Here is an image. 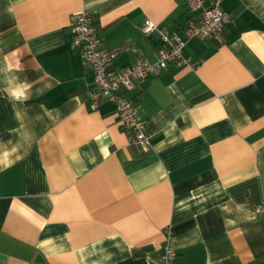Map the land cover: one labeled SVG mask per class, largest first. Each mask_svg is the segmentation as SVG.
Here are the masks:
<instances>
[{
  "label": "crops",
  "instance_id": "1",
  "mask_svg": "<svg viewBox=\"0 0 264 264\" xmlns=\"http://www.w3.org/2000/svg\"><path fill=\"white\" fill-rule=\"evenodd\" d=\"M189 1L0 0V264H162L167 237L174 264H264V0ZM215 5L229 23L185 44L193 67L122 94L147 149L90 109L76 13L119 72Z\"/></svg>",
  "mask_w": 264,
  "mask_h": 264
},
{
  "label": "built area",
  "instance_id": "2",
  "mask_svg": "<svg viewBox=\"0 0 264 264\" xmlns=\"http://www.w3.org/2000/svg\"><path fill=\"white\" fill-rule=\"evenodd\" d=\"M200 6L201 0H191L187 8L195 10ZM97 14L94 8L81 10L73 16L70 28L73 44L82 49L83 62L94 74V89L88 94L90 109L97 110L103 101L111 103L121 130L131 135L135 144L147 149L149 136L140 120L138 108L122 94L132 91L136 82L156 77L171 65L193 67L192 61L182 57L185 44L194 39L220 38L229 23V16L215 5L204 9L198 21L182 34L162 28L158 31L161 46L156 51L154 62L138 60L115 72L111 66L117 53L102 50V39L94 28ZM154 29L155 26L147 22L141 30L148 34ZM175 258L173 243L167 237L163 243L162 264H174Z\"/></svg>",
  "mask_w": 264,
  "mask_h": 264
}]
</instances>
